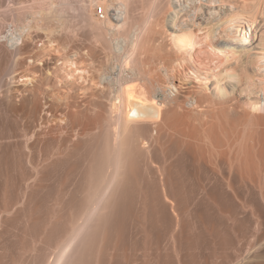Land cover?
Returning a JSON list of instances; mask_svg holds the SVG:
<instances>
[{"label": "rangeland", "instance_id": "rangeland-1", "mask_svg": "<svg viewBox=\"0 0 264 264\" xmlns=\"http://www.w3.org/2000/svg\"><path fill=\"white\" fill-rule=\"evenodd\" d=\"M37 1L41 0H0V264H52L59 260L62 252L65 256L59 264H264V166L255 181L249 174L248 177L243 174L246 178L241 176L234 166L230 174L222 175L220 167L224 163L219 160L220 156L213 155L212 158L217 159H212V163L208 159L205 160L207 163L190 157L180 159L170 150L172 142L165 141L164 132L159 133L158 142L153 141L155 147H152H158L155 150L159 152L162 145L169 153L164 177L168 191V198H164L167 200L161 194L160 176L158 178L155 172L145 176L144 170L139 168L145 191L143 200L136 198L137 201L123 206L112 204L92 210L87 220H84L87 208L77 202L79 193L74 191L67 198L63 196L66 204L54 203L63 186L72 181L79 183V173L83 174L84 166L97 152L93 149H97L93 141H99L106 110L102 105L101 110H96L100 112H96L93 105L105 101L98 92L102 85L97 77L106 61L103 54L93 49L89 56L79 59L76 71L65 74L58 56L65 53L64 48L70 41L73 43L72 38L57 26L56 19L44 22L38 18L40 14L33 12V15L31 11L26 13L28 18L25 17L29 30L26 27L15 40L8 39L14 31L10 23L12 18H9L13 17L11 11L13 13L24 5L28 11L33 10L30 6ZM207 1H199L204 9L196 12H192L193 5L185 1L187 11L191 8L194 15L186 13L185 8L178 5L179 1L173 5L175 13L181 16L183 13L181 18L186 20L184 23L190 25L188 28L197 38L195 45L189 48L192 56L189 58L186 54L187 75L183 71L167 77L161 64L163 61L157 57L155 62L152 59L153 50H145L139 58L144 59L147 66L154 63L157 67L153 70L158 68L159 73L165 75L172 94L187 99L188 107L192 103L188 98L192 95L197 98L198 106L194 104L191 108L195 106L198 110L222 105L241 112L257 105L256 113L264 114L263 92L257 91L253 83L255 79L264 87V47H248V55L253 61L248 67L250 72L255 71L251 73L256 75L254 79L239 74L246 53L241 57L242 52L223 44L226 38L220 42L223 41L220 36L210 34L212 38L209 35L213 28L210 26L218 21L217 15L223 16L229 2L222 1L221 11L217 4L215 10L218 12L214 10L215 14L210 16L212 11L206 7L214 4ZM38 4L33 5L35 9L41 4V7L48 5ZM68 11L72 14L70 9ZM263 12L264 9L258 20H262ZM173 13L162 14V22L158 25L161 28L165 25L169 30L171 15H168ZM212 22L215 23L212 25ZM160 29H157L159 32L151 30L150 40L170 48L166 36L170 30L166 34L165 29L166 33H161ZM16 47L19 50L17 48L15 53ZM76 66L65 65L64 68L69 70ZM220 71L235 74L216 86L217 79L211 73ZM79 72L82 77H75ZM227 81L236 85L234 91H230L231 87L222 88ZM71 113L74 114L71 116ZM73 121L75 126L82 128L87 124L82 129L98 130L96 133L99 134L89 131L93 134L90 135L84 131L89 136L84 133L83 137L76 135L74 138ZM69 140H74L73 146ZM69 145L73 148L70 151V148L66 149ZM227 180L231 186H227ZM76 216L80 219H75Z\"/></svg>", "mask_w": 264, "mask_h": 264}, {"label": "bare ground", "instance_id": "bare-ground-1", "mask_svg": "<svg viewBox=\"0 0 264 264\" xmlns=\"http://www.w3.org/2000/svg\"><path fill=\"white\" fill-rule=\"evenodd\" d=\"M41 1L35 2L36 4H31L30 7L33 8V10L29 9L28 11L26 9L27 5H24L17 7L13 13L11 11L10 14H12L13 17H9L12 18V20H10L11 22H9L12 24L14 31H12L8 39L11 41L15 40V36H21V32L25 31L26 27L27 29L29 28L25 20L28 18L27 14L31 11L32 13L40 14L38 18H41V21L43 19L44 22L51 18L53 19L52 22L56 19L58 22L57 26L65 31V33H68L70 35L69 37L72 38L73 43L70 41L69 45L64 48L66 49L65 53H59L58 56V59L62 60L63 66L61 69L65 74L76 71V64L79 59L82 56H89L93 49L103 54L105 58L104 61H106L105 64L103 62L102 68L104 69L101 68L102 71L97 77L100 79L99 81L102 85V87L98 89V92L105 101H98L93 105V107L95 106V111L101 110L102 108H100V106L102 105L106 110V116H104L103 119L104 123L101 121L103 128H101L102 125H100V134L98 133L100 138L95 135L98 137L99 141L98 143L93 141V143L97 145V149L93 148L95 152L97 151V154L95 153V155H93L91 153L93 157L88 161L89 163L86 164L87 168L85 169L86 166H84L83 174L79 173L81 175L79 183H74L73 181L70 183V179L68 181L69 184H66V187L63 186V190L60 188L61 191H63L62 194L59 189L60 196L62 197H57L54 201L55 204H66L65 202L67 201L65 200L67 196L72 195L75 191L80 194L77 202L83 205L82 207L87 208L85 212H88L84 217V220H87L92 210H98L102 207L105 208L107 205L110 207L112 204H114V207L118 205L123 206V204L132 203L136 198H138L139 201L143 200L145 191L141 184V180L143 179L140 180L142 175L138 174V171H140L139 168L145 171H143V175H150L153 174L152 172H155L154 174H158V178L160 176L161 181L159 182V186L161 185L160 190L163 192L161 193L163 195L162 197L168 198V191L165 186L166 178L164 182V177H166V165L169 159V153L167 152V155V147H162V145L160 146L161 148L159 147V152L155 150L158 147L155 149L152 147V145H155L153 141L158 140L160 132L166 134V142L171 140L170 150L177 154L180 159L184 157H190L197 161H205L208 159L207 161L211 160L210 163H212L213 160L217 159H213V155L216 157L218 155V157L220 156L219 160L224 163V166L220 167L222 175H224L225 172L230 174L232 168L236 167L237 172H239L241 176H244V178L249 174L254 177L252 179L253 181H255L256 178L258 179V173L261 174V168L264 166V114L256 113V109L259 107L253 105L251 110H243L241 112L231 110L229 107L222 105L211 108L210 110H198L195 106L191 108V105L193 106L194 104L198 106L197 98L192 95L189 96L190 99L188 98V101L192 102L188 107L186 106L187 99L172 94L173 91L168 87L169 84L166 83L167 80L165 75L160 74L158 68H155L156 71L153 70L156 65L153 66V63V65L149 64L150 66H147L146 61L139 58V55L145 50H153V58L152 56L151 58L154 62L156 60L154 58L156 57L163 61L161 64L165 67L164 70L167 77H173L176 76L177 73L180 74V72H185L188 68L186 65V61H188L186 54L189 55V58L192 56L193 53L189 51V48L195 45L196 37L192 30L189 29L190 27L188 28L190 25L186 24L187 22L184 23L186 20L183 21V18H181L183 17V13L182 16L178 15V12L175 13L173 5H176L175 1H179L178 5H180V7L183 6L182 9L184 10L185 8L186 13H192L193 11L196 12V10L199 11L204 9V5L199 2L201 0H183V2L182 0H87L83 3H80V0H76L74 3L70 0H48L46 3L48 5L45 7H41V3H43V5L45 4ZM185 1L186 3L188 2V4L190 2L191 6L193 5L192 12H190L191 8L187 11L188 7H186ZM222 1L223 0L207 1V3L209 2V4L215 5L206 7L209 11H212L210 12V16H213V11L218 8L217 4H219V11H221L223 7L220 8V6L224 5V1ZM232 1H238L235 2L237 5L229 0L226 1V3L229 2L228 5L225 4L226 8L227 6L228 8L224 11V14L222 13L223 16H219L221 14L217 15L218 21H216V23L214 22L215 24L212 22V25L214 24L215 26H210L213 28H209V30L211 29L209 35L220 36L223 39V41H220V39V42H224V38H226L223 44L232 47L238 52H242V54L240 53L242 55L241 57L244 56L243 53H246L245 60L242 58L244 60L243 64H239L242 67L241 73L239 72V74H244L246 78L251 77L254 79L256 75L251 73L255 71L252 70L253 72H250L251 69L248 67L249 64H253V61L248 55V49L252 45V48L255 47L254 45H256V47H264V15L262 14V20H258L259 14L261 15L262 9H264V0ZM38 2L41 3L38 4ZM37 4H41L38 6L40 8L35 9L36 7L34 8L33 5L37 6ZM29 5L30 4H28V6ZM99 7L102 8V15L98 13ZM68 9L72 11V14H70L71 12H69ZM215 11L218 12V10ZM168 13H173V15H168H171L168 24L170 26L169 34V30L165 29L163 23V28L158 25L162 22H160L161 15L163 14L164 16ZM186 13H184V15H186ZM187 15L189 16V14ZM191 15H194V13ZM65 16L68 17L69 20H66L67 18L64 19ZM215 17L214 15L213 19ZM38 18L36 17V19ZM157 25L159 28L156 27ZM155 27L157 29L161 28V33H166L167 31L166 34L168 35L166 36L169 38L168 43L170 48L167 46H159V44H154L153 41L150 40L152 39L149 38V36L152 37V35L149 34L151 30L159 32ZM41 28L44 30V27ZM46 30H48V28H46ZM206 35L208 36V34ZM211 35L210 37L214 38ZM163 45L165 44L163 43ZM221 45L220 47L226 46ZM17 48L18 47L14 49L15 53L19 50V48L18 50ZM65 65L70 67L75 65L76 67L67 70L64 68ZM226 72L227 73L224 71L211 73V75H214L217 79L215 81L216 86H218L217 84H219L220 81L223 82L222 80L224 78L226 79L235 74L231 71V73H228V71ZM242 75H240V78ZM75 77H82V73H76ZM83 77L85 76L83 75ZM254 80L253 83L257 91L263 92L262 96L264 100V87L263 85L259 86V83ZM228 83L227 81L225 85L224 82L222 88L227 90L226 88L230 89L231 87L232 90L230 91H234L236 85L231 82L229 83L231 85ZM215 96L220 97L218 94H215ZM258 100L259 98H257V101ZM72 112H74V110ZM73 114L71 113V116ZM76 114L77 113H75V115ZM79 117L82 116L80 115ZM73 120L75 121L76 119ZM82 123L85 124L84 122ZM85 125L87 126V124ZM79 127L78 125L75 126L74 123V136L78 135L79 137L80 135L83 137L82 134L84 133V136H89L84 132L88 129L86 130L82 129L83 127ZM94 129L96 128L94 127ZM154 130L155 135L153 134ZM89 131L95 133L99 132L98 130ZM89 131H87V133ZM91 132L88 134L91 135ZM73 133L71 135L72 137ZM74 138H77V136ZM86 138L88 137H85V139ZM72 142H74V140ZM87 142H89L88 139ZM74 143H72V146ZM91 145H93L92 142ZM94 146L95 144L93 147ZM67 148H70V145L66 147V149ZM66 154L68 155L69 153ZM44 159L46 160V158ZM44 159L43 161H45ZM219 160L216 162H219ZM138 175L140 177H138ZM249 175H247V177ZM227 186H231L230 180H227ZM63 196H66V198L63 199ZM166 198H164V200H167ZM80 213L78 215H80ZM80 216L79 218L76 216L75 219H80ZM82 227H84V225ZM64 256V252H62L59 256V260L52 264H57V262L59 264V261Z\"/></svg>", "mask_w": 264, "mask_h": 264}, {"label": "built area", "instance_id": "built-area-1", "mask_svg": "<svg viewBox=\"0 0 264 264\" xmlns=\"http://www.w3.org/2000/svg\"><path fill=\"white\" fill-rule=\"evenodd\" d=\"M98 13H99L100 15H102L103 12H102V8H101V7L98 8Z\"/></svg>", "mask_w": 264, "mask_h": 264}]
</instances>
